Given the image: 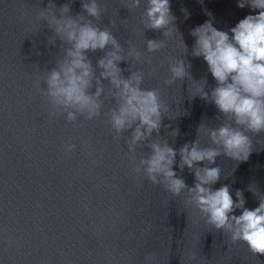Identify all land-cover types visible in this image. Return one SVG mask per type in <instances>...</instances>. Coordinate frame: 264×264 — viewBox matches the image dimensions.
Here are the masks:
<instances>
[{
	"label": "clouds",
	"instance_id": "obj_1",
	"mask_svg": "<svg viewBox=\"0 0 264 264\" xmlns=\"http://www.w3.org/2000/svg\"><path fill=\"white\" fill-rule=\"evenodd\" d=\"M146 3V28L164 30L165 36L177 30L170 0H146ZM139 5L140 0H131L128 6L137 8ZM237 7H247L253 14L246 15L228 31L218 30L209 19L190 33L195 37L192 55L203 57L216 81L210 93L204 90L206 81H197L196 96L211 100L227 117L219 127L201 124L197 129V135L206 134L213 146H202L196 139L185 143L177 152L167 141L158 139L147 145L151 151L140 159L135 172L139 175L142 170L153 185H162L175 197L186 191L187 203L198 209L208 225L228 235L231 243L243 242L253 255L264 256V198L258 200L257 207L250 209L245 207L242 190H236L234 200L228 185L212 187L221 178L220 167L212 166L217 157L224 155L237 162H246L252 154V139L247 133H264V0H237ZM81 8L83 14L69 15L71 8L64 4L57 15L56 5L49 0L48 5L39 10V19L54 33L47 38V44H55L58 38L63 56L56 61V67L38 77L35 87L50 105V120L58 113H65L68 122H75L77 113L89 120L98 117L99 97L104 89L97 87L94 93L89 91L94 70L87 53L104 51L111 45L112 50L105 52L97 66L102 70L100 77L117 90L118 106L111 110V127L120 134L136 125L127 141L128 151L135 152L141 141L154 131L159 132L162 111L167 109L158 90L140 87L142 74L133 73L127 79L122 77L118 64L125 57L121 55L117 39L108 28L101 29L87 19L100 18L98 0H81ZM182 11L187 19V11ZM207 14L211 17V13ZM162 47L163 41H147L149 52H158ZM130 55L138 57L135 52ZM189 68L183 60L176 61L170 67L172 78L165 83L184 80ZM96 83L99 85L100 81ZM172 135H178V129ZM75 148L76 145L69 143L64 151L69 154ZM177 155L181 172L187 167L194 173L195 183L191 187L173 170ZM248 190L256 195L255 188ZM237 210H240L239 215L235 214Z\"/></svg>",
	"mask_w": 264,
	"mask_h": 264
}]
</instances>
